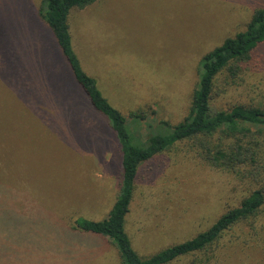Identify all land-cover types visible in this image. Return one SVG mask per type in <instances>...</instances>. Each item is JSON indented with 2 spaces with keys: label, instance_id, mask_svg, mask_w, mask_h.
<instances>
[{
  "label": "rangeland",
  "instance_id": "374dc122",
  "mask_svg": "<svg viewBox=\"0 0 264 264\" xmlns=\"http://www.w3.org/2000/svg\"><path fill=\"white\" fill-rule=\"evenodd\" d=\"M42 1L0 0V264H121L108 239L72 231L78 217L109 214L122 155L40 20ZM248 4L98 0L73 12L72 43L141 143L163 122L187 115L202 56L245 29ZM251 68L243 87L226 72L220 76L214 109L246 103L244 89L252 85L264 94V58ZM236 184L210 171L185 143L159 154L140 168L127 216L134 249L146 258L209 228L241 201ZM247 232L240 226L226 235L219 264H264L263 249Z\"/></svg>",
  "mask_w": 264,
  "mask_h": 264
},
{
  "label": "trees",
  "instance_id": "16d2710c",
  "mask_svg": "<svg viewBox=\"0 0 264 264\" xmlns=\"http://www.w3.org/2000/svg\"><path fill=\"white\" fill-rule=\"evenodd\" d=\"M98 0H43L39 18L51 30L77 84L93 109L103 115L116 134L122 175L118 195L105 219H75L72 231L108 239L121 264H219L217 250L236 227H247V237L264 252V94L253 85L244 89L248 100L228 109H214L219 78L226 72L233 84L243 87L253 75L251 65L264 58V0H249L245 29L227 37L204 54L198 82L187 115L177 124L163 122L148 132L144 141L134 142L126 117L100 90L97 79L87 72L73 47L70 18ZM251 5V6H250ZM250 6V8H248ZM251 12V13H250ZM263 96L261 100H257ZM132 117H141L133 113ZM188 145L210 171L222 172L241 190L238 205L228 207L214 223L184 242L166 247L149 257L134 249L126 230L140 168L178 144Z\"/></svg>",
  "mask_w": 264,
  "mask_h": 264
}]
</instances>
